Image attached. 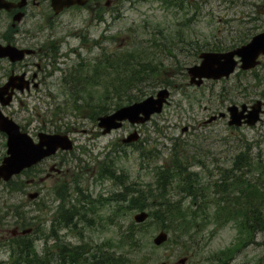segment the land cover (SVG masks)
I'll return each instance as SVG.
<instances>
[{
	"label": "rangeland",
	"instance_id": "rangeland-1",
	"mask_svg": "<svg viewBox=\"0 0 264 264\" xmlns=\"http://www.w3.org/2000/svg\"><path fill=\"white\" fill-rule=\"evenodd\" d=\"M142 1L146 3L138 5L140 10L147 9L156 20L164 21L165 29L175 28L179 19L175 18V9H169L159 0ZM126 7H130L128 3ZM38 10L40 13H47L45 7H29L28 16L16 27L18 30L16 35L13 32L15 28L12 27L13 17L0 13V43L13 41L21 46L22 43L30 42L29 37L35 33L46 32L47 29L42 26H38L36 30V23L32 20V15ZM123 14L125 19L118 21L117 24L120 33L116 39L118 51L115 65L120 56L131 55L132 60L138 61V57L141 59L139 66L132 63V68L141 71L135 87L131 88L133 81L119 79L116 70L112 77L115 84H103L107 77L102 76L101 66L98 64L100 57L98 51L94 48L83 49L82 58L86 60V73L90 75L94 68H98L100 87L94 88L88 84L81 93L85 95L94 92L95 98L86 97V102L82 100L77 102L78 99L72 98L69 94L68 98L63 97L62 102L47 98L38 100L33 97L35 94L33 93L16 99L11 106L3 110L5 115L11 117L35 140L40 132L53 134L62 131L71 136L75 147L72 152H59L33 169L25 171L19 178L15 177L9 183L0 181V231L2 232L0 262L7 264L10 260L11 244L16 241L12 238V232L16 228L20 231L28 228L33 230L27 236L34 240L40 254L53 252L55 243L62 242L71 246L82 245L84 249L90 251L89 255L100 253L101 250L108 253L114 251L113 246L119 235V227L127 228L132 222L135 223V215L142 210L126 209L124 205L117 214L116 202L109 200L118 192L120 184L111 179L101 180L99 168L102 165L110 166L115 174L126 177L128 186L137 183L140 189L149 191L145 186L154 182L152 167L169 163L171 148L177 141L180 149L191 157L188 172L197 173V176L192 175V179L199 187H206L205 194L211 202L197 208L191 203L192 197L183 192L178 183L169 187V191L173 187L172 195L175 200L181 201L183 211L189 215L196 211L198 221L196 230H191L188 237L182 239H180L182 232L179 231L174 235L169 231V241L156 247L153 239L163 230V223L149 218L146 222L149 225L146 233L139 236L141 247L133 257V262L129 264H179L182 258H187L185 264H214L215 258L219 256L225 260L223 264H264V228L254 230L250 236L241 231L243 220L246 221L247 214H251L248 200L254 210L258 213L262 211L264 215V198L259 195L257 201L247 195L250 190L249 184L253 185L256 182L255 178L259 176V172L250 173V167H243L242 174L226 173L231 168L232 158L240 151H243V154L249 153L253 161L255 156H260L264 160V120L254 128L229 127L228 118L206 124L211 116L226 111L228 106L252 104L258 99L264 100L263 67L258 68L254 73H239V71L227 80L207 81L200 88L193 87L189 84L185 71L188 66L197 62L192 57L193 54L183 52L182 46L179 45L172 51L166 49L162 54L146 53L138 47L126 45L125 31L130 20L133 17L139 20L143 15L136 14V17L128 9H125ZM208 21L206 16H200L196 20L195 31L198 40L206 38L209 34L211 26ZM88 22L87 14L84 19V15L71 11L60 17L55 37L65 41L64 49L76 48L79 45V38L74 32L85 30ZM144 37L145 35L140 34L141 39ZM87 43L91 44L90 46L87 44V47H93L91 40H87ZM32 61L30 57L17 67L23 70L32 64ZM5 70L10 72L11 68L8 63L0 62L1 82L4 81L2 76L6 73ZM58 76L61 74L58 73ZM125 83L129 84L125 85ZM113 84L116 85L117 93L110 89ZM164 87H170L172 91L170 104L165 107L162 114L154 116L149 123L142 126L128 124L132 128H122L108 135H103L97 124L93 123L98 109L112 113L118 108V104L126 105L135 97L145 99L155 95ZM78 106L84 109L79 108L78 112ZM185 128L188 130L184 132ZM135 129H138L141 139L134 144H123L122 139ZM6 141L5 135L0 132V164L6 156ZM139 148L146 153L144 160ZM151 150L155 151V161L148 159V152ZM245 156L248 157L247 154ZM193 162L199 163L192 164ZM51 167L58 169L59 173L52 178H46L51 173ZM232 175L234 185L240 184L242 191L246 192L241 193L246 202L245 212L242 215L233 213L228 218L217 219L215 212L217 205L213 201H216L218 196L215 197L214 194H222V190L217 188L214 192L215 187L222 185L223 179ZM43 178L46 179L43 181ZM259 187L264 189V186ZM59 188L69 189V191L65 189L68 191L66 207L70 206L68 204L70 202L77 203L82 200L83 195L90 197L89 201L93 203L81 202V205L87 209L81 212L84 216L82 221L78 217L69 226H59L56 221L58 205L64 203L58 199L59 195L64 193L58 190ZM77 188L81 190V195L77 192ZM35 192H39L40 196L31 200L29 196ZM100 197L106 199L103 205L99 204ZM226 199L227 196L224 201ZM221 205L223 206V203ZM241 206L244 205H237L236 208ZM159 208L156 201L150 200L145 211H157ZM229 249L235 252L230 254ZM52 264H57V260Z\"/></svg>",
	"mask_w": 264,
	"mask_h": 264
},
{
	"label": "flooded vegetation",
	"instance_id": "flooded-vegetation-1",
	"mask_svg": "<svg viewBox=\"0 0 264 264\" xmlns=\"http://www.w3.org/2000/svg\"><path fill=\"white\" fill-rule=\"evenodd\" d=\"M9 1L19 2V0ZM82 1L84 4H74L57 14L52 9L50 0H28V5L24 9L25 17L28 16V9L31 6L47 8L46 14L40 13L38 10L32 15V20L36 23V30L38 26H42L47 31L37 32L29 37L30 42L21 44L20 48L25 47L33 50L30 56L18 63L7 62L11 68L10 75L21 71L27 72L31 81V88L28 91L15 92V100L35 93L33 97L38 100L47 98L48 100L63 101V97L66 98L68 93L64 88L72 87L79 92L81 86H85L87 81L86 78H83V67L86 65V60L82 58V50L94 48L98 51L100 55L98 58L99 65L101 64V56H116L118 51L116 39L120 33L117 24L118 21L125 19L123 14L125 9L130 10L135 15H143L139 20L135 17L130 20L125 31L126 45L138 47L146 53L164 51L166 41L175 39L178 41L177 45L183 46V52L197 54L198 43L195 23L200 16H206L209 20L211 27L206 37L205 49L212 52L227 53L241 48L249 43L252 38L264 32V0H168L169 6L176 10L177 19L179 18L175 28L172 29L174 34H171L172 30L165 29L164 21L156 20L147 9H139V4L146 3L142 0ZM126 3L130 7L127 8ZM19 11V9H15L1 13L14 17ZM71 11H77L84 15V19L85 14H87L89 22L86 23L85 30L80 29L79 32H74V35L79 38L78 47L64 49L65 41L55 36L60 17L71 13ZM51 29L53 31H50ZM13 32L16 35L18 30L15 28ZM140 34L145 35L144 39L140 38ZM87 40L92 41L93 47H87V44L88 46L91 45L87 43ZM139 41H141V45L138 43ZM124 45L122 44V46ZM30 57L33 59L32 64L26 65V68L20 70L17 66ZM263 63L264 60L261 64ZM93 70L94 72L90 73L88 81L99 88L100 76L97 73V68ZM58 73L61 76H58ZM70 73L71 75H69ZM3 77L4 81L0 83V86L5 84L9 76L5 77L4 75ZM71 91L72 89L69 90V92ZM7 96L9 94L5 98ZM71 97L82 98L77 92H74ZM125 127L126 125L123 128ZM55 174L51 173L48 178H52Z\"/></svg>",
	"mask_w": 264,
	"mask_h": 264
},
{
	"label": "trees",
	"instance_id": "trees-1",
	"mask_svg": "<svg viewBox=\"0 0 264 264\" xmlns=\"http://www.w3.org/2000/svg\"><path fill=\"white\" fill-rule=\"evenodd\" d=\"M140 61L141 59L139 57L137 61L132 60L131 55L122 57L120 56L117 65L114 68L110 67V69L117 71L119 79L129 82L132 80L133 86H131V88H133L140 79L139 76L141 71L132 68V63L138 65L141 64ZM109 63L113 64V62ZM127 84L129 83H125V85ZM140 99L141 97H135L130 100L129 103H133ZM120 106L121 104H118V107ZM101 112L104 113L105 110H102ZM96 113H98V111ZM138 150L141 151L142 158L144 160L146 153L142 148H139ZM154 153V150L148 152L149 160L155 161L156 157ZM245 154L248 155V153ZM245 154H243V151H240L234 155L231 163L232 166L226 171V173H234V171L239 172L243 165L245 167H252L253 169H264V165H262L264 163L263 159H261L262 161L255 163L256 159L253 162V158L249 156L246 157ZM257 158L260 157L257 156ZM190 161L191 157L186 155L180 149L179 143L175 141L170 151L169 163L163 165H154V167H152L154 182L145 186V188H148L149 191L140 189L137 183H134V186H128L126 184V177L116 175L110 166H103V168H101L100 177L101 180H115V182L121 186V188L118 190V193H114L112 200H110L112 202H116L118 206L116 209L117 214H119L120 209H122L124 205L126 209L131 208L143 210L148 208L150 200L156 201L160 208L157 211L150 212L151 218L155 219L157 222L163 223L162 229L171 231L174 233V235L179 231L182 232L180 235V239H182L188 237V234L191 230L196 229L198 222L196 220V212H193V214L189 215L183 211V208L180 205L181 201L175 200L172 195L173 187L170 189V191L169 187L173 186L177 182L181 183L183 192L188 193L192 197L191 203L193 205H198L199 202L205 204L208 203L205 190L201 189L199 185L196 184V181L192 179V175L197 176V173H190L187 171L188 167L190 166ZM198 163L199 162H193L192 164ZM260 173H262L264 176V172ZM232 177L233 175L231 177L228 176L227 179H223L222 185L225 187L224 192L226 193L228 181L233 179ZM153 186H155V188H153ZM77 189L80 190L79 188ZM257 190L259 189L257 188ZM60 198L64 200L65 194ZM69 204L70 206L67 208L64 204L60 205L59 207L60 223L66 226L72 224L73 218L76 217H80L82 221L84 216L81 215V212L85 211L84 209H86L83 205L78 208V206L75 204ZM100 204L103 203L100 202ZM222 209L227 210L226 207H222ZM256 213L257 212H255V214ZM231 215V209H228L227 212L217 214L216 218H228ZM246 218L250 223V226L248 227L249 229L256 228L257 225L261 228H264V215H262V211L254 216L247 215ZM86 222L90 223L89 220H86ZM148 227L149 225L147 224H135L133 222L127 228L122 227L119 230L118 238L115 245L113 246L115 247V250L112 249L114 251L108 253L101 250L100 253L93 255H89L90 251L84 249L82 245L71 246L64 243H57L53 248V252L51 253L43 252V255H39L34 241L31 240L29 236L14 238L16 241H13L11 244L12 254L10 255V260L7 262V264H52L54 260H57V264H59V262L60 264H129V262H133V257L141 247V240L139 236L146 233ZM228 251L231 253L232 249H229ZM224 262L225 260L223 257L219 256L215 264H223ZM0 264L4 263L0 262Z\"/></svg>",
	"mask_w": 264,
	"mask_h": 264
},
{
	"label": "water",
	"instance_id": "water-1",
	"mask_svg": "<svg viewBox=\"0 0 264 264\" xmlns=\"http://www.w3.org/2000/svg\"><path fill=\"white\" fill-rule=\"evenodd\" d=\"M79 0H52L53 8L56 12L62 10L65 6H70ZM26 0H23L18 6L22 8L25 6ZM3 8L10 9L11 5L0 0V10ZM23 13L15 16V21H20ZM25 53H31L30 50H18L10 45L3 46L0 44V58L8 57L13 62L21 60ZM264 53V33L256 36L250 44L241 49L227 54L205 53L200 56L202 62L200 65H195L188 68L190 75V83L196 86H201L204 79L219 80L224 77L228 78L235 71L238 62L235 56L241 57L243 63L241 68L249 70L258 65V57ZM25 75L19 77H11L9 82L0 87V102L3 106L10 104L12 94L5 100V95L10 88H18L24 90L27 84L24 83ZM19 81V82H18ZM28 83V82H26ZM170 93L167 89H162L157 93V96H150L144 101L134 103L132 105L123 107L111 115L102 116L99 118V127L103 128V133H109L113 129L120 128L122 122L128 120L132 124H143L151 119V116L156 113H161L163 106L167 103V98ZM262 101H257L252 105L251 110L246 104L241 107L232 105L227 108L230 116L229 125L240 127L243 124L254 126L260 120V113L262 112ZM220 118L226 117V113H220ZM218 117L213 116L208 123L216 120ZM187 130V129H185ZM0 131L8 135V156L5 157L3 163L0 165V179L9 181L13 176L20 174L24 169L30 168L38 164L44 158L54 154L59 148L63 150H70L73 148V143L67 135H47L40 134L39 143H35L33 139L27 134L22 133L20 126L12 119L3 115L0 109ZM137 132L133 133L125 142H135L138 140ZM38 196L37 193L31 194L29 197L34 199ZM148 213L142 212L135 216L137 223H143L148 218ZM29 231L24 232L23 234ZM168 240V234L161 232L154 240L158 246L164 244ZM181 263H185L182 260Z\"/></svg>",
	"mask_w": 264,
	"mask_h": 264
},
{
	"label": "bare ground",
	"instance_id": "bare-ground-1",
	"mask_svg": "<svg viewBox=\"0 0 264 264\" xmlns=\"http://www.w3.org/2000/svg\"><path fill=\"white\" fill-rule=\"evenodd\" d=\"M132 81V80H131ZM36 249H37V246H36ZM37 251H38V249H37ZM39 252V251H38ZM39 255H43V253L42 254H40V252H39Z\"/></svg>",
	"mask_w": 264,
	"mask_h": 264
}]
</instances>
